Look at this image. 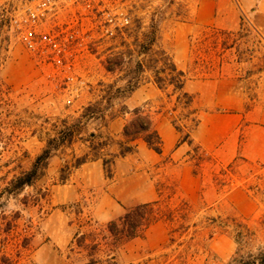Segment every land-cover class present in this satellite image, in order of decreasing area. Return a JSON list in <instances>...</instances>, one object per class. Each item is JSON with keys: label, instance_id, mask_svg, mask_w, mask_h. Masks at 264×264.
<instances>
[{"label": "rangeland", "instance_id": "374dc122", "mask_svg": "<svg viewBox=\"0 0 264 264\" xmlns=\"http://www.w3.org/2000/svg\"><path fill=\"white\" fill-rule=\"evenodd\" d=\"M197 1L138 0L130 10V30L115 40L103 38L98 24L85 21L82 45L75 48L70 62L62 65L33 54L23 42L22 19L34 6L33 0H0V264H227L237 249L235 240L227 229L207 220L211 218L245 224L254 234L248 249L264 247V164L239 157L222 162L214 152L194 153L190 148L186 159L150 170L152 187L162 198L175 186L177 197L194 213L195 226L172 243L166 226L158 223L143 238L113 251L77 246L76 238L83 234L101 240L105 225L137 200L135 191L129 190L125 205L117 207L119 213L109 220L94 218L93 196L68 201L69 186L83 184L79 177L61 183L60 168L72 153L80 156L83 147L78 141L53 151L43 175L32 186L10 195L2 193L13 176L30 169L52 136L53 124L77 118L84 106L99 99L98 84H115L129 75L134 59L129 60L125 52L134 34L156 24L165 45L174 49V34L190 23ZM122 8L118 3L116 12L122 13ZM73 14L74 10L65 7L54 19H42L37 32H48L66 22L74 24ZM250 19L242 18L240 29L234 32L196 29L183 43L193 46L191 75L218 78L237 73L247 107L264 108V36ZM119 53L124 54L121 66L107 72L106 62ZM173 107L174 98H155L140 108L159 121H170ZM175 112L184 114L180 108ZM97 129V122L87 127L88 132ZM184 164L188 166L185 172ZM7 223H12V232L5 237L2 231L8 228Z\"/></svg>", "mask_w": 264, "mask_h": 264}, {"label": "crops", "instance_id": "0c3cea01", "mask_svg": "<svg viewBox=\"0 0 264 264\" xmlns=\"http://www.w3.org/2000/svg\"><path fill=\"white\" fill-rule=\"evenodd\" d=\"M242 18L250 19L256 31L264 36V0H198L190 13V23L183 24L174 34V49H168L162 33L161 45L171 56L176 68L186 73L189 78L183 91L193 97V108L199 112L198 125L190 133L193 144L203 152H214L222 162L239 157L248 162L264 164V108L257 105L247 107L237 73L236 76L220 75L218 78L191 75L194 63L193 46L183 43L188 35L200 28H212L222 32L238 31ZM176 46H179L178 49H175ZM118 83L120 86L117 87H123L125 80H119L115 84ZM155 98L164 101V93L152 83L150 73H144L140 87L116 105L114 113L117 117L101 129L103 135L115 140L106 149V154L118 153L115 142L122 139L123 127L130 117V114H118L120 104L132 111ZM152 121L162 140L161 155H157L141 139H137L133 143L134 153L115 159L113 177L110 180L104 176L101 160L88 161L73 169L65 181L67 183L69 179L77 180L79 177L83 184L69 186L71 195L68 201L93 196V216L97 220H105L119 213L117 207L122 208L125 205L129 190L135 191L137 199L131 207L157 200L160 193L152 187L154 185L149 177L150 170H159L162 163L172 164L186 159L190 147L186 143H179L180 134L175 131L170 121H159L153 116ZM82 147L81 154L87 151L85 145L82 144ZM187 167L186 164L183 165L184 172Z\"/></svg>", "mask_w": 264, "mask_h": 264}, {"label": "trees", "instance_id": "16d2710c", "mask_svg": "<svg viewBox=\"0 0 264 264\" xmlns=\"http://www.w3.org/2000/svg\"><path fill=\"white\" fill-rule=\"evenodd\" d=\"M134 28L136 31L140 30L139 26ZM123 35H118L116 39ZM131 39V42L126 44L125 55L129 60L134 59L132 70L127 77L120 79L125 80V85L116 87L115 84H98L101 88L99 99L84 106L77 118L58 120V124H53L52 136L45 141L44 149L35 158L30 169L13 176L3 188V194L10 195L32 186L43 175L52 152L60 148H69L77 141L85 145L87 151L80 156L72 153L68 161L63 160L59 177L61 183L68 179L73 169L94 160H101L105 178L112 179L115 159L134 153L133 143L137 139H141L148 149L161 155L162 140L153 127L152 115L143 108L128 111L122 104L119 106L118 114H130V117L123 127L122 139L115 142L118 153L116 155L105 153L115 140L108 135H103L101 129L117 117L113 108L140 87L144 80V73H150L152 83L164 93L167 101L174 98V107L170 111V123L180 134L179 143H186L194 153L202 151L190 138V133L198 125L199 112L193 108V97L183 91L184 84L189 78L186 73L176 68L171 56L162 47L159 28L156 24H151L143 33L138 32ZM123 58L124 54L119 53L112 60L107 61L106 71L113 72L116 67L121 66ZM176 108H180L184 114H174ZM91 122L98 123V129L95 132L87 131ZM64 173H67L66 177ZM193 215L191 206L177 197L175 186H173L170 187V194L166 198L158 195L155 201L124 209L120 217L105 225V235L101 236V240L93 234H83L76 238L77 246L92 250L104 247L113 251L128 241L143 238L146 231L157 223L166 226L169 241L172 243L176 238L187 233L190 227L195 226L192 222ZM207 220L216 224L217 227L227 229L233 235L237 249L227 264H264V247L254 251L248 249L249 241L254 234L245 224L235 220H230L227 224L214 218ZM6 226L8 228L2 232L6 234L5 237H8L12 232L10 228L12 223H7ZM87 240H90L89 245L85 244ZM23 245L26 244L23 243ZM23 245L22 247H25Z\"/></svg>", "mask_w": 264, "mask_h": 264}, {"label": "built area", "instance_id": "2783aa9c", "mask_svg": "<svg viewBox=\"0 0 264 264\" xmlns=\"http://www.w3.org/2000/svg\"><path fill=\"white\" fill-rule=\"evenodd\" d=\"M138 0H33L34 6L22 19L25 31L22 39L26 47L48 62L62 64L70 62L77 46H81V31L85 21L98 24L100 34L108 40H115L118 35L132 25V4ZM122 4V13L116 12V5ZM74 10V24L56 25L45 33L37 32L42 19H54L64 8ZM97 29V26H95Z\"/></svg>", "mask_w": 264, "mask_h": 264}]
</instances>
